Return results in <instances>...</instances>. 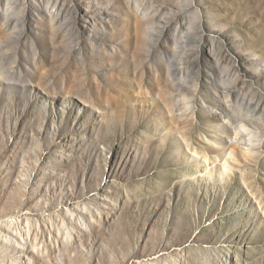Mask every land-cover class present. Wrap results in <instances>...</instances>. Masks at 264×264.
<instances>
[{
    "label": "rangeland",
    "instance_id": "374dc122",
    "mask_svg": "<svg viewBox=\"0 0 264 264\" xmlns=\"http://www.w3.org/2000/svg\"><path fill=\"white\" fill-rule=\"evenodd\" d=\"M0 264H264V0H0Z\"/></svg>",
    "mask_w": 264,
    "mask_h": 264
}]
</instances>
